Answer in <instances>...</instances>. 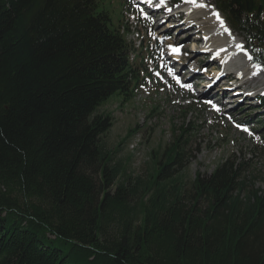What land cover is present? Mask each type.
Instances as JSON below:
<instances>
[{"label": "trees", "instance_id": "trees-1", "mask_svg": "<svg viewBox=\"0 0 264 264\" xmlns=\"http://www.w3.org/2000/svg\"><path fill=\"white\" fill-rule=\"evenodd\" d=\"M215 6L264 66V0ZM121 22L103 0H0V264H264V193L245 163L187 189L186 124L144 176L117 156L131 130L103 142L100 108L149 75Z\"/></svg>", "mask_w": 264, "mask_h": 264}, {"label": "rangeland", "instance_id": "rangeland-1", "mask_svg": "<svg viewBox=\"0 0 264 264\" xmlns=\"http://www.w3.org/2000/svg\"><path fill=\"white\" fill-rule=\"evenodd\" d=\"M196 2H202L212 15L220 16L216 11L215 0ZM103 4L110 14L113 26H117L121 18L120 24L129 29L127 33L124 32L127 40L139 43L145 38V43L150 42V53L145 60L150 75L143 80V87L132 100L123 105L119 100L113 99L100 108L101 112L108 111L112 116L113 125L106 137L105 135L103 137V142L106 141L111 149L131 130L117 153L121 158L128 155L129 160L126 163L128 173L132 177L144 176L147 165L151 162V153L157 149H160V153L169 150L180 132L179 128L186 124L192 133L185 141L184 150L183 171L187 189L190 188V183L197 172L207 177L218 164L230 159L245 163L244 175L255 177L254 189L259 188L264 193V108L259 106V101L235 100L234 97L236 99L239 97L238 94L231 92L237 88L233 81L235 79H226L225 75L220 74L222 66L218 64L213 66L208 52L188 50L194 46L193 44L186 46V53L183 54L184 60L187 61L185 64L183 60L172 63V53L168 59L164 56L163 51L167 49L169 51V44L174 38L183 39L185 35L184 33L178 36L184 30L179 32L177 26L168 29L172 26L171 20L173 21L174 17L170 20L165 16L171 11L163 14L158 8L153 10L154 18L161 19L153 26V19L148 15L149 8L136 5L129 0H103ZM221 19V23L229 28L226 21L222 17ZM188 33L194 35L195 30ZM195 34L203 42L201 37L204 33ZM207 34L205 33L206 37ZM232 34L242 39L239 34ZM200 41L196 43L200 44ZM161 43L164 47H161ZM194 66L198 67V75L190 74V68L194 71ZM215 75L219 78L216 79ZM250 75L251 73H248L247 76ZM183 80L189 81L185 85L191 87H186ZM211 84L212 90L208 87ZM257 87L261 89V86ZM207 88L209 97L219 96L223 91V94L226 93L222 99L227 103L229 109L227 112L216 113L211 110L207 104V97L204 98L206 94H203ZM199 205L203 206V201H200Z\"/></svg>", "mask_w": 264, "mask_h": 264}, {"label": "bare ground", "instance_id": "bare-ground-1", "mask_svg": "<svg viewBox=\"0 0 264 264\" xmlns=\"http://www.w3.org/2000/svg\"><path fill=\"white\" fill-rule=\"evenodd\" d=\"M169 1V0H165ZM164 6H157L159 11H164ZM191 10L188 11L186 15L170 13L165 16L167 19H172L176 21L172 23L173 26H177L179 32L184 30L182 34L184 35L183 39L179 37L174 38V41L169 44V46L178 47L180 49V53L173 52L172 48L163 51L164 56L169 58V54H173V62L176 61H184L185 64L187 61L184 60L183 54L186 53V46H190L193 44L192 48H188L190 51H206L210 54V60L213 66L220 65V71L222 75H225L226 79H237L246 77L248 73H251L250 77L245 79L242 84L254 86H261V90L264 91V67L261 65H253L250 61V57L248 53L245 51L244 46L242 45V39L238 36H234L229 28H226L221 22L222 19L220 16L212 15L207 9H205L202 2L191 3ZM156 8V9H157ZM148 15L152 17L153 26L157 25L159 20L154 18V11L149 10ZM172 21V20H171ZM183 24V25H180ZM169 26V25H168ZM191 29L189 30V28ZM162 30V28H158ZM195 30L196 32H203L204 34L208 33V37H205L203 42L200 41V38L197 34L194 35L189 34L188 32H192ZM162 32V31H161ZM199 38V39H198ZM196 41H200L201 43H196ZM184 42V43H180ZM192 42V43H188ZM188 46V47H189ZM161 47L164 45L161 43ZM164 60V59H163ZM248 67V68H247ZM210 68V67H209ZM181 69V67L179 68ZM179 71V70H178ZM184 71V70H180ZM257 71V72H256ZM217 71H213L216 73ZM256 72V73H255ZM255 73V76H254ZM192 75H198V71L192 73ZM216 76V75H215ZM254 77V78H253ZM257 80V81H256ZM239 87V86H238ZM226 89L230 87H224ZM238 89V90H237ZM208 89L203 94L208 93ZM233 94H238L239 97L235 100L241 102H247V97L241 94L240 87L236 88V90L231 91ZM230 92V93H231ZM236 92V93H235Z\"/></svg>", "mask_w": 264, "mask_h": 264}, {"label": "snow or ice", "instance_id": "snow-or-ice-1", "mask_svg": "<svg viewBox=\"0 0 264 264\" xmlns=\"http://www.w3.org/2000/svg\"><path fill=\"white\" fill-rule=\"evenodd\" d=\"M170 47L172 48V51L173 52H179L180 51V49L178 48V47H173V46H171L170 45ZM186 87H191V85H185Z\"/></svg>", "mask_w": 264, "mask_h": 264}]
</instances>
